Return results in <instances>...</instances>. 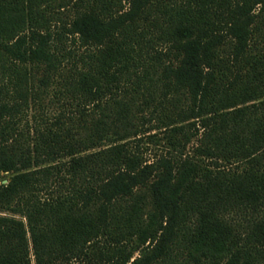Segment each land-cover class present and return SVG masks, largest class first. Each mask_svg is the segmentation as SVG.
Wrapping results in <instances>:
<instances>
[{"label":"trees","instance_id":"16d2710c","mask_svg":"<svg viewBox=\"0 0 264 264\" xmlns=\"http://www.w3.org/2000/svg\"><path fill=\"white\" fill-rule=\"evenodd\" d=\"M0 264H264V0H0Z\"/></svg>","mask_w":264,"mask_h":264},{"label":"rangeland","instance_id":"374dc122","mask_svg":"<svg viewBox=\"0 0 264 264\" xmlns=\"http://www.w3.org/2000/svg\"><path fill=\"white\" fill-rule=\"evenodd\" d=\"M3 181H6V178H3Z\"/></svg>","mask_w":264,"mask_h":264}]
</instances>
